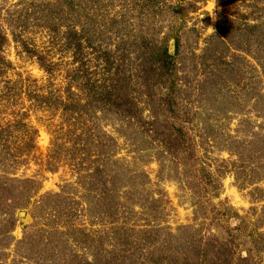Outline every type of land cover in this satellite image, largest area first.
Instances as JSON below:
<instances>
[{"label": "rangeland", "instance_id": "1", "mask_svg": "<svg viewBox=\"0 0 264 264\" xmlns=\"http://www.w3.org/2000/svg\"><path fill=\"white\" fill-rule=\"evenodd\" d=\"M67 1L73 4L67 6ZM155 2V7L144 10L141 7L143 3L149 6V3ZM97 3L106 7L93 13L95 7L92 5ZM78 4H83L82 9ZM87 5H91V8H87ZM51 13L54 18L47 22ZM90 13L96 19L93 20ZM253 25H260V31L264 33V0H0V35L8 40L0 56L11 63L9 70L0 64V68L6 70L0 77V124H11L21 109L29 111L30 103L25 92L35 84L44 86L48 83L49 76L40 68L37 58L23 50L24 47L34 50L46 64H51L54 67L52 78L55 86L65 88L67 72L75 66L72 65L71 55L64 51L60 38L71 31L72 26L78 32H95L96 41L102 43L103 49L126 54L123 67L133 75L138 74L139 66L145 63V54L158 52L165 46L175 56L178 76L186 85L187 95L192 101H196L206 87L209 90L206 94H216L219 99L218 104L211 108L203 105L205 103L200 106L215 115L209 129L215 132L217 145L213 140L211 142L207 138L206 141L204 138L208 127L201 124L187 127L189 136L197 144V156L206 170L215 177L218 174L221 176L218 191L211 189L218 196L212 199L213 194H209L208 199H212L215 206L222 204L233 208L242 216L254 215V221L257 218L258 224L264 228V178L248 187L242 179L238 181L232 168L237 156L229 153L232 148L227 149L231 138L247 136L249 122L256 125L264 123V118L259 116L257 119L255 114L260 105L258 108L254 105L259 99L258 95H264L261 66L264 64V35L261 47L259 44L262 42L257 39L248 41V53L237 50L234 45L226 47L217 41L222 33L235 40L230 39V42L238 43L241 31ZM54 35L57 40L53 38ZM253 36L250 34L251 38ZM176 39L181 42L177 55ZM138 55L139 58H136ZM216 84L219 85L214 91L210 85ZM132 93L136 96L137 91L133 89ZM197 111L200 113V110ZM27 123L37 130L38 152L30 158H23L25 163L14 173L16 177L36 180L41 185V191L32 200L31 209L15 212L11 218L6 215L0 217V232L4 234L0 237V264H37L36 259L27 261L17 256V244L23 240L28 229L38 227L46 230L47 237L43 232V238L36 239L32 247L40 251L47 248L48 234L52 232L47 225L62 224L69 210L75 227L101 230L99 222L93 219V216H97L96 212H100V207L98 203L93 204L85 198V188H82L84 181L78 182V175L70 170L67 160L64 163V159H59L60 162L55 164L54 159L50 158L51 144L62 126L60 115L32 109ZM122 123L101 115L97 121L87 125L115 139L109 152L114 157L111 162L117 160L122 166L121 179L127 188L123 191L127 192L135 205L130 214H138L131 220L139 221V226L144 225L145 221L169 231L193 224L194 203L197 200L194 192H203L198 172L193 171L192 184L184 188L188 183L179 182L180 177L176 175L171 159L166 158L163 164L160 163V150L154 145L151 147L149 140L137 128L129 127L127 122ZM3 140L6 141V137ZM16 147H20L18 142ZM3 170L0 171V187L6 178L5 172L11 173L7 167ZM48 194L62 196L58 199L52 196L46 202L48 206L38 210L37 202ZM6 200L0 202L2 207L10 206ZM59 201L63 203L59 204ZM35 216L39 219L35 220ZM12 222H15L16 228L8 235ZM63 230L69 239L63 242L68 245L61 249L66 255L59 260L66 261L71 256L84 257L85 252L70 239L75 229ZM2 241H11V246H6ZM61 247L60 243L58 248ZM88 258L91 259L90 255ZM47 260L55 261L43 257L39 264H48Z\"/></svg>", "mask_w": 264, "mask_h": 264}, {"label": "trees", "instance_id": "2", "mask_svg": "<svg viewBox=\"0 0 264 264\" xmlns=\"http://www.w3.org/2000/svg\"><path fill=\"white\" fill-rule=\"evenodd\" d=\"M70 4H73L72 1L66 2L67 6ZM92 6L95 7L93 13L106 7L101 3ZM155 6L156 2L149 3V6L141 4L143 10ZM78 7L82 9L83 4H78ZM87 8H91V5H87ZM90 16L96 19L91 13ZM53 18L51 13L47 22ZM72 27L71 31L60 38L64 51L71 55L72 65L75 66L67 72L65 88L55 86L52 78L54 67L51 64H46L34 50L27 47L23 49L37 58L40 68L49 78L47 85L38 86L35 82L31 90L25 92L30 103L29 111L21 109L11 124H0V171L3 172L7 167V171L11 172H5L6 178L0 187V202L7 199L10 205L2 207L0 203V217L6 215L11 218L15 212L31 209L32 200L41 191V185L36 180L16 177L14 172L25 163L23 158H30L38 152L37 130L28 125L27 119L32 109L44 110L60 115L62 124L51 144L53 156L50 158L54 159L55 164L60 162L59 159H64V163L67 160L70 170L78 175V182L84 181L82 188H85V198L93 204L98 203L100 207V212H96L97 216H93V219L99 222L101 230L75 227L69 210L62 224L47 225L52 231L47 241L50 249H33V242L43 238V232L44 237H47L46 230L33 227V230L28 229L23 240L17 244V256L27 261L36 259L37 264L43 257L55 260H47L48 264H264V228L258 224L257 218L254 221V215L242 216L233 208L212 203L218 194H213L211 189L218 191L221 176L218 174L215 177L206 170L197 156V144L187 132L188 126L204 125L208 127L204 138L206 141L207 138L211 142L213 140L214 145H217V136L212 128L209 129V123L215 115L200 108L202 103L210 108L218 104L216 94H206L209 92L206 87L198 101H192L187 95L186 85L178 76L175 56L165 46L158 52L145 54V63L139 66L138 74L133 75L123 67L126 54L103 49L102 43L96 41L95 32H78ZM260 30V25L246 26L239 34L238 43L230 42L231 37L222 33L217 41L226 47L234 45L237 50L248 53L246 49L249 40L257 39L262 42L259 46H262L264 33ZM250 34L255 35V38H251ZM53 38L57 40L56 35ZM7 43L6 36L0 35V54ZM180 43L179 39L175 40L176 55ZM0 64L6 70L11 68V63L4 57L0 59ZM261 66L264 74V64ZM6 70L0 68V77ZM217 75L221 77L220 73ZM218 85H210V88L217 91ZM133 89L137 91L136 96L132 93ZM258 97L254 104L257 108L260 105L255 111L257 119L259 116L264 118V95ZM101 115L110 116L121 123L127 122L133 129L137 128L149 140L151 147L154 145L160 150V163L163 164L166 158L171 159L175 173L180 177L179 182L188 183H185L184 188L192 184L193 171L198 172L203 192H194L197 200L194 203L196 211L193 224L169 231L145 221L144 225L139 226V221L131 220L138 214H130L135 205L127 192L123 191L127 188L121 179L122 166L117 160L111 162L114 157L109 152L115 139L87 125L97 121ZM247 129V136L231 138L227 148H232L229 153L237 156V161L232 164L233 172L238 181H244L245 186L254 185L264 178V123L256 125L249 122ZM17 142L20 147H16ZM209 194H213L211 200L208 199ZM52 196L58 199L62 195L48 194L42 197L37 202V209L46 208V202ZM62 203L59 201V204ZM36 219H39L38 216H35ZM69 224L72 228H67ZM15 228L14 222L7 231L8 235ZM62 228L75 229L70 239L85 252L84 257L71 256L69 260H59L62 255H66L61 249L68 245L64 243L69 239ZM3 235L1 231L0 237ZM10 242L3 244L11 246ZM60 243L62 247L58 248ZM88 255L91 259H87Z\"/></svg>", "mask_w": 264, "mask_h": 264}]
</instances>
